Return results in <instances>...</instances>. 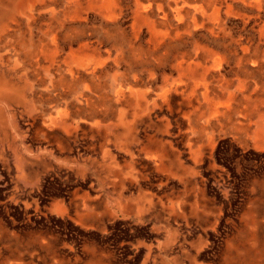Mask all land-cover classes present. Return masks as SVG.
I'll list each match as a JSON object with an SVG mask.
<instances>
[{
    "label": "rangeland",
    "instance_id": "obj_1",
    "mask_svg": "<svg viewBox=\"0 0 264 264\" xmlns=\"http://www.w3.org/2000/svg\"><path fill=\"white\" fill-rule=\"evenodd\" d=\"M37 1L6 21L13 47L0 42V264H264V129L235 104L210 122L203 104L198 119L197 99L183 93L141 97L125 126L117 111L65 114L128 55L102 72L74 56L69 71L70 46L97 37L53 53L65 29ZM122 5L132 32L133 1ZM102 21L91 11L85 23ZM227 22L257 34L253 19ZM140 39H150L145 27Z\"/></svg>",
    "mask_w": 264,
    "mask_h": 264
},
{
    "label": "bare ground",
    "instance_id": "obj_2",
    "mask_svg": "<svg viewBox=\"0 0 264 264\" xmlns=\"http://www.w3.org/2000/svg\"><path fill=\"white\" fill-rule=\"evenodd\" d=\"M25 1L0 0V42H6L5 46L3 44L5 51L13 47L3 35L7 33L6 21L14 19ZM38 1L43 2L51 18L65 29L53 36V53L61 44H72L86 35L97 37L96 42H80L77 49L70 46L69 71H72L70 62L74 56L81 59L79 65L87 61L93 71L102 72L110 60L118 64L122 54L128 55L124 70L118 67L112 72L106 71L109 83L103 84L98 79L92 90L84 95L83 103L79 101L82 106L71 111L67 109L65 114H94L99 110L106 118L116 115L117 111L125 126V109L142 103L141 97L152 94L164 102L174 93H183L188 99H197L194 114L198 119L202 118L203 104L206 109L203 114L209 115L208 122L219 118L235 104L242 106L239 111L247 122L264 129V113H261L264 104V0H132V32L122 28L119 22L125 15L122 0ZM91 11L103 20L100 26L89 27L85 23ZM250 13H254V17H250ZM235 15L253 19L252 29L257 34L249 35L245 28L234 33L227 19ZM71 22L77 23V27L73 28ZM143 27L150 34L147 45L140 39ZM199 31L205 32L202 39L196 37ZM187 37L192 40L188 42ZM186 42L190 50L180 51V44ZM14 65H17L16 60ZM230 65L226 73L225 68ZM168 66L176 75L162 71ZM228 73L232 74L231 78ZM121 105L122 108L118 107Z\"/></svg>",
    "mask_w": 264,
    "mask_h": 264
},
{
    "label": "crops",
    "instance_id": "obj_3",
    "mask_svg": "<svg viewBox=\"0 0 264 264\" xmlns=\"http://www.w3.org/2000/svg\"><path fill=\"white\" fill-rule=\"evenodd\" d=\"M51 100H53V98L51 99ZM84 113V112H83ZM82 112H80L79 114H83ZM78 115V114H77ZM90 116L92 115V116H101V114H100V111L98 110L97 111V113H90L89 114ZM110 116H115V115H110ZM103 117V116H102ZM104 118V117H103ZM107 118V117H106ZM118 121H119V124L118 125H122V123H121V119H119V117H118ZM239 260H236V262H238ZM227 264H234L233 262H228Z\"/></svg>",
    "mask_w": 264,
    "mask_h": 264
}]
</instances>
